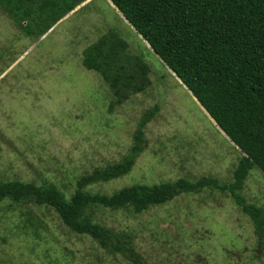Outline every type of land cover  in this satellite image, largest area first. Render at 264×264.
<instances>
[{
  "label": "rangeland",
  "instance_id": "374dc122",
  "mask_svg": "<svg viewBox=\"0 0 264 264\" xmlns=\"http://www.w3.org/2000/svg\"><path fill=\"white\" fill-rule=\"evenodd\" d=\"M109 30L150 65L149 87L111 111L108 85L81 62L83 51ZM155 103L159 111L144 128L145 148L131 172L93 185L100 193L185 177L227 179L236 154L192 94L108 0L77 7L38 41L0 11V182L46 179L60 185L62 177L68 182L119 162L138 122ZM246 186L247 202H262V172L251 170ZM30 211L33 215L26 218L36 221L34 215L44 209ZM97 217L106 228L131 234L136 252L150 264H264V249L250 238L248 218L219 193L183 195L141 215L105 210ZM16 222L3 223L0 214L3 264H44L45 256L51 264H129L68 232L52 212L42 215V239L14 235Z\"/></svg>",
  "mask_w": 264,
  "mask_h": 264
},
{
  "label": "trees",
  "instance_id": "16d2710c",
  "mask_svg": "<svg viewBox=\"0 0 264 264\" xmlns=\"http://www.w3.org/2000/svg\"><path fill=\"white\" fill-rule=\"evenodd\" d=\"M88 1L0 0V11L24 35L38 41ZM108 1L227 137L236 154L231 175L223 180L200 176L152 184L140 182L111 195L94 188L95 184L108 183L131 172L145 148L144 128L159 111V103H155L138 122L128 153L119 162L94 168L68 182L62 177L60 185L46 179L39 183L18 179L0 182L3 223L17 221L18 229L12 228L14 235L23 233L42 239V215L52 212L68 232L87 237L104 253L119 255L129 264H150L136 252L131 234L106 228L97 214L107 210L141 215L183 195L219 193L248 218L252 226L250 238L262 251L264 198L250 204L243 190L251 170H259L264 176V0ZM128 48L115 31L109 30L83 51V67L97 72L112 92L108 111L150 85V65ZM32 207L44 209L34 215L36 221L26 218L33 215ZM51 263L45 256L44 264Z\"/></svg>",
  "mask_w": 264,
  "mask_h": 264
}]
</instances>
